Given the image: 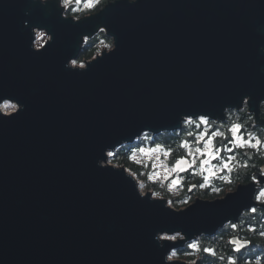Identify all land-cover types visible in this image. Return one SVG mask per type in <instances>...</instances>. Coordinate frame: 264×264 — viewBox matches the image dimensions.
Wrapping results in <instances>:
<instances>
[{"label": "water", "instance_id": "95a60500", "mask_svg": "<svg viewBox=\"0 0 264 264\" xmlns=\"http://www.w3.org/2000/svg\"><path fill=\"white\" fill-rule=\"evenodd\" d=\"M84 18L72 24L55 4L0 0V97L25 105L0 120V264H162L169 249L154 244L156 231L182 230L187 244L175 242L178 251L199 239L193 234L216 237L250 204L264 207L251 201L252 189L257 195L264 186L260 173L257 182L197 199L177 215L138 199L126 167L96 166L106 148L131 144L144 130L177 129L181 114L222 120L226 106L238 109L251 97L258 120L264 34L256 29L264 25V0H124ZM34 26L54 37L39 54L30 47ZM99 27L116 38V51L91 59L83 74L66 71L81 35L92 40ZM6 103L13 102L0 109ZM256 125L264 127L262 115Z\"/></svg>", "mask_w": 264, "mask_h": 264}, {"label": "clouds", "instance_id": "9594fccd", "mask_svg": "<svg viewBox=\"0 0 264 264\" xmlns=\"http://www.w3.org/2000/svg\"><path fill=\"white\" fill-rule=\"evenodd\" d=\"M31 2L41 7L55 4L57 11H59L60 18L63 21H70L72 24H78L87 20L84 17H96L103 13L110 5L123 3L124 0H112L111 3H107V0H85L83 4H81V0H31ZM126 2L131 6L138 4L139 0H126ZM25 15H30V12L26 11ZM24 24L25 27L28 26L27 21H25ZM256 31L264 34V25L259 26ZM31 36V51L37 54L45 49L46 45L52 43L54 39L53 34H50L47 28L35 26L31 28ZM91 37L96 41L90 46V50L94 51L92 60L97 61V57L102 59L105 55L112 54L116 51V38L110 35L105 27H99ZM82 39L84 45L89 44V36L81 35L79 51L75 57L68 59L64 64V69L68 72L83 74L87 72L89 66L93 64L90 61L79 62V56L82 51ZM104 50L107 51L105 52ZM258 52L261 56H264V45L259 47ZM260 72L264 74V67L260 68ZM250 99L251 97H244L238 109L236 107L226 106L222 112V120L218 118L210 119L203 114L196 115V118L181 114L179 118V127L175 130H161L158 134L151 130H144L138 138H134L131 144L127 141H123L114 149L106 148L103 152L104 158L98 159L96 161V166L101 170H112L115 173H120L121 171L119 168L126 167V161L152 162L153 168H157L159 171L148 175L146 179L140 178L144 175L143 172L134 179L132 176L126 175L123 171L124 178L133 187L138 199L146 201L149 204L161 205L163 209L173 214L178 215L185 213L193 206H189L177 212L176 205H188L192 196L184 198V194L181 191L175 190L177 187V180L166 183L170 174L190 166V163H195V160L191 162L186 161L183 158L181 149L186 150L190 154L195 153L197 157L205 153L209 156V159L200 162L194 177L188 181V183L192 185V187L188 188V192L191 193L192 188L195 187V178L202 177L203 184H201V187H203L204 184L209 182L213 175H218L223 167H227L224 165L223 161H221L220 165L216 166L210 164V160L213 157V138H219V142L223 144V141L227 139L226 133L230 132L231 135L235 137L238 128H247V126L251 124V128H248V132L251 138L255 140V143L248 145V147L257 148V146H259V154L257 155L252 151H244L237 154L239 160L237 156L230 158L233 163L232 166L228 168V171L229 173H235V175L230 180V186H227L225 190L232 192L237 184L244 183L246 178L254 176L256 172L264 175V163H260V161H264V128L253 131L256 129L259 117L264 114V100H261L259 103L257 120L256 114L250 111ZM8 101H12L13 103L10 105L6 103L4 109H0V120L12 119L19 113L25 111V105L20 103L18 99L11 96L0 97V102ZM253 117L256 119L253 120ZM218 121L225 122L218 124ZM202 125L207 126L204 132H207L210 127H217L218 129L213 132L212 137L204 143L203 149H201L199 143L204 139V133L197 136L194 143L190 144L188 142V137L193 136L195 134L194 130L200 129ZM154 138V146H141V142H143L144 145L152 144ZM236 142L241 147H245V145L241 143L239 137H237ZM218 152L219 149H217V153ZM173 153H175L172 159L173 166L169 167L168 160L169 157H172ZM133 176H135V173H133ZM155 177H159V179L157 180ZM222 179L229 181L230 178L228 175H225ZM216 187L218 186H214V191ZM231 196L233 195L228 196V198ZM252 200H256L259 205L264 206V190H261L257 196L255 195V190L252 189L251 201ZM250 207L251 211H248L247 209ZM252 213H256V215ZM237 217L239 218L236 219ZM234 219H236L235 223L233 222ZM247 225H255V227H249ZM215 233H223V237H218L213 241L212 234L209 235L200 232L199 234H193L191 238H189H199L200 240L199 244L194 243L191 245L197 253V259L206 261V264H237V259L240 261V264H264V207H252L250 204L247 208L241 209L238 216L229 218L226 222L218 226ZM178 237L180 241L187 244V240H185L186 235L182 234V230L176 231L174 234H168L167 230L156 231L154 233L153 242L157 248L162 252L166 248L169 249L167 252H163L162 264H171L174 259H178L176 249L172 247L174 243L177 242ZM170 241L173 243H169ZM252 241H255V243L252 247L248 248L247 246L252 243ZM233 244L235 245L234 249L231 247ZM212 247L219 250V254H213L215 260L204 257L201 253V249L207 252ZM241 248H246L247 251L243 256L234 258L236 251Z\"/></svg>", "mask_w": 264, "mask_h": 264}, {"label": "trees", "instance_id": "16d2710c", "mask_svg": "<svg viewBox=\"0 0 264 264\" xmlns=\"http://www.w3.org/2000/svg\"><path fill=\"white\" fill-rule=\"evenodd\" d=\"M84 2H85V0H81V4H83ZM109 2H112V0H107V3H109ZM95 42L96 41H94L93 39L89 40V44L85 45V48H84V50H83V52L79 58V62H84L85 60L92 59V55L94 54V51L90 50V46H92ZM262 119H264V114H262ZM253 120H255L254 117H253ZM205 127H207V126L202 125L200 129H195L194 130L195 134L193 136L188 137V142L190 144L194 143L196 141V137L199 136L201 133H204V139L202 141H200L199 146H200V144L204 145V143H206L207 140L212 137V133L218 130L217 127H210V128H208L207 132H204ZM248 128H251V124L248 125L247 128L246 127L238 128L237 134L235 137H233L230 132L226 133L227 139H225L223 141V144H221L219 142V138H213L212 152H213V155L215 157L212 161H210V164L216 166V165H220L221 161H223L224 165H226L227 167H223L218 175H213V177L210 178L209 182L207 184H204L203 187H201V184H203L202 177L195 178V186L196 187H195L194 191H197L200 196L207 197V198H210V197L215 198V197H219V196H222L223 194H225V192H226L225 188L227 186H230V180L235 175V173H229V171H228V168L231 167L232 163H233L230 160L231 157L237 156L238 153H242L244 151H252V152H255L257 155L259 154L258 153L259 146H257V148L248 147V145L255 143V140L251 138V136L248 132ZM261 128H264V127L256 125V129H254L253 131H258ZM237 137L240 138L241 143L244 144L245 147H241L240 145L237 144V142H236ZM154 142H155V138H154L152 144L144 145L143 142H141V146L152 147V146H154ZM202 145L200 147H202ZM217 149H219L218 153H217ZM226 149H227V151H226ZM181 152L183 153V157L190 158L191 155H196L194 153L190 154L184 149H181ZM174 156H175V153H173L172 157H169V160H168L169 167L173 166L172 159ZM237 159L239 160L238 156H237ZM198 161H199L198 163L200 165V162L203 161V159L200 158V159H198ZM116 163H119V162H116ZM260 163H264V161H260ZM125 164H126V168H128V167L132 168L139 175L141 172H143L144 175L141 177L142 179H146L148 175L155 173L157 170V168H153L152 162H149V161H140V162L126 161ZM197 166L198 165L195 164V169H197ZM253 171H255V170H253ZM225 175L229 176V178H230L229 181H225L222 179V177H224ZM178 177L179 178L181 177L183 179V181H182L180 187H178V185H177L175 190L181 191L184 194V198H187L189 196L188 188L192 187V186H190L188 181H189V179H192L194 177V174L193 173L191 174V172L188 174H185V175H181V176H180V174H174L173 178H178ZM173 178L167 179L166 183H171V181L174 180ZM253 179H254V176H250V177L245 179L244 183L237 184L235 186V188L239 185H242V184H249L253 181ZM214 186H218V187H216L215 191L213 190ZM180 188H183V189L181 190ZM235 188H233V189H235ZM181 206L182 205L177 204L176 209L177 208L179 209ZM254 227H255V225H254ZM218 237L222 238L223 236H221L219 234L216 237H212V240L214 241ZM199 242H200V240L198 239L197 241L193 242L192 244H194V243L199 244ZM192 244H189L185 248L178 250L176 252L177 257L180 259H184L188 262H196L197 261L198 264H206V261H202L200 259H197V253L191 247ZM201 253L204 257H207L211 260H215V256L213 254L214 253L219 254V250L215 247H212L207 252H204L201 249ZM241 256H243V255H236L235 254L234 258H238ZM237 264H240V261L238 259H237Z\"/></svg>", "mask_w": 264, "mask_h": 264}, {"label": "rangeland", "instance_id": "374dc122", "mask_svg": "<svg viewBox=\"0 0 264 264\" xmlns=\"http://www.w3.org/2000/svg\"><path fill=\"white\" fill-rule=\"evenodd\" d=\"M105 51V50H104ZM107 51V50H106ZM91 59H88V60H85L84 62H86V61H90ZM8 105H10V104H8ZM236 134H237V132H236ZM204 143V142H203ZM202 144H200V146H201ZM203 146L204 145H202V147H201V149H203ZM195 154V153H194ZM214 155H213V157L211 158V160L210 161H212L213 159H214ZM190 158L191 159H193V160H195V163L194 164H197L198 166H199V161H198V159H203V160H205V159H209V156H208V154L207 153H205V154H203L202 156L200 155V156H196V155H191L190 156ZM189 158V159H190ZM197 162V163H196ZM198 166H197V168H198ZM196 170L197 169H195L194 170V172H193V174H195V172H196ZM127 171H128V173H130V174H132L133 175V173H135V176H134V178H136V177H138V176H140L137 172H135L132 168H130V167H128L127 168ZM159 171V169H157L156 170V172H158ZM174 174H176V173H172V174H170V176H169V178L171 179V178H173L174 177ZM181 176V175H180ZM141 178V177H140ZM168 178V179H169ZM142 179V178H141ZM155 179H159V177H155ZM174 180H177V185H178V187H180V185H181V183H182V181H183V179L180 177H178V178H173ZM190 186H192V185H190ZM181 190L183 189V188H180ZM234 190L236 191V189H233V191L232 192H234ZM232 192H228V191H226L225 192V194H223L222 196H219V197H215V198H213V197H210V198H207V197H202V196H200L199 194H198V192L197 191H193V193H189V196H192V199H190L189 200V204L188 205H182L179 209H185V208H187L189 205H191V204H193V203H195V201L197 200V199H203V200H215V199H220V198H224L227 194H229V193H232ZM195 194V195H194ZM178 209V208H177ZM178 240H180L179 239V237L177 238V241ZM192 244V243H191ZM189 245V244H188ZM177 252V251H176ZM178 259H180V258H178ZM181 260H184V259H181ZM186 261V260H185ZM197 262V261H196Z\"/></svg>", "mask_w": 264, "mask_h": 264}, {"label": "flooded vegetation", "instance_id": "af4514ba", "mask_svg": "<svg viewBox=\"0 0 264 264\" xmlns=\"http://www.w3.org/2000/svg\"><path fill=\"white\" fill-rule=\"evenodd\" d=\"M219 124H222V123H219ZM191 159V158H190ZM191 161H193V159H191ZM193 165H192V167H193V169H192V171H191V174L194 172V169H195V164L194 163H192ZM259 174V172H256V174L254 175V179H253V181L252 182H257V175ZM240 186V185H239ZM237 188H238V186L235 188L236 190H237ZM261 190H264V186H262L260 189H259V191H258V193H257V196L259 195V192L261 191ZM234 192H235V190H234ZM257 203H258V201H256ZM249 211H251V210H249ZM253 215H256V213H252ZM247 226H249V227H254V225H247ZM221 236H223V233H219ZM218 234V235H219ZM255 243V241H252V243H250V246L248 247V248H250V247H252L253 246V244ZM232 247V246H231ZM233 248V247H232ZM234 249V248H233ZM247 251V249H245V250H243V251H240V252H236V255H243L245 252Z\"/></svg>", "mask_w": 264, "mask_h": 264}, {"label": "snow or ice", "instance_id": "6c2138e0", "mask_svg": "<svg viewBox=\"0 0 264 264\" xmlns=\"http://www.w3.org/2000/svg\"><path fill=\"white\" fill-rule=\"evenodd\" d=\"M7 106V105H6ZM8 107H10V106H8ZM236 132H237V130H236Z\"/></svg>", "mask_w": 264, "mask_h": 264}, {"label": "bare ground", "instance_id": "6f19581e", "mask_svg": "<svg viewBox=\"0 0 264 264\" xmlns=\"http://www.w3.org/2000/svg\"><path fill=\"white\" fill-rule=\"evenodd\" d=\"M5 107V106H4ZM4 107L2 109H4Z\"/></svg>", "mask_w": 264, "mask_h": 264}]
</instances>
